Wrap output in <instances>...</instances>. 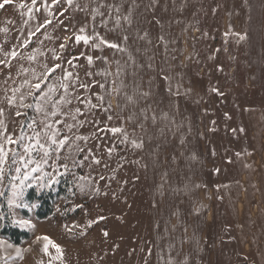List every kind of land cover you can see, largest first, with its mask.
Returning <instances> with one entry per match:
<instances>
[{
	"label": "rangeland",
	"instance_id": "374dc122",
	"mask_svg": "<svg viewBox=\"0 0 264 264\" xmlns=\"http://www.w3.org/2000/svg\"><path fill=\"white\" fill-rule=\"evenodd\" d=\"M168 4L178 21L161 24ZM0 60L5 135H24L5 144L0 216L6 204L14 223L31 222L21 245L0 223L7 264H264V247L261 257L250 247L254 231L264 236V0H10L0 8ZM55 64L26 96L32 106L19 108L24 81ZM46 85L55 88L47 98ZM33 121L69 137L37 172L25 167L43 157L25 154ZM62 176L72 187L38 218L29 189ZM45 235L60 252L44 251Z\"/></svg>",
	"mask_w": 264,
	"mask_h": 264
},
{
	"label": "snow or ice",
	"instance_id": "6c2138e0",
	"mask_svg": "<svg viewBox=\"0 0 264 264\" xmlns=\"http://www.w3.org/2000/svg\"><path fill=\"white\" fill-rule=\"evenodd\" d=\"M9 2H10V0H4V3L0 4V8H3ZM68 2L71 3V0H68ZM33 3H35V0H33ZM37 30H39V29H37ZM5 31H6V29H5ZM80 31L83 32L84 29H81ZM243 38L244 37H241V39H243ZM75 40L77 43H79L80 41H83L85 44H87L89 41V37L87 35H76ZM110 46L111 47H118L115 44H112ZM65 47H66L65 44L60 45L61 49H64ZM16 55H17V53L15 51H13L11 53L12 57H15ZM30 59H32V57H30ZM56 59H60V57H56ZM73 59H76V58L73 57ZM87 59H88L89 63L92 62L91 56H89ZM69 63H70V61H69ZM0 65L8 66V62L6 60H0ZM60 67H61L60 64H55L53 67H48L47 65H45V71L43 73H41L39 76H37L35 74V72H33V77L38 82L34 83V84H30L28 80L24 81V84H27L29 86V91L27 93H23L19 96L18 107L19 108L31 107L32 105L24 103L26 96H33L35 94V91L42 90L41 86L43 84H45V81H47L50 78V76L55 73L56 69H58ZM25 71H27V69H25ZM67 75L71 76L72 74L67 73ZM46 86L48 88V93L44 94L45 98H47V96L55 90L53 85H46ZM63 87L66 91L67 85H63ZM19 91H20L19 88H15L12 90L13 95L11 98H9L7 100V103L9 105H13L16 103V99H17L16 93H18ZM42 110H43L42 105L38 104L37 105V111H42ZM76 111L79 112V109H77ZM4 113H5V109L3 107H0V117H3ZM23 115H24V113L19 111V110H17L15 112L16 117H22ZM51 115L55 116L56 112L53 111L51 113ZM41 123L43 124V131H37L36 130V127H35L36 121H33L31 124L28 125L30 128L33 129V132L31 135H29L27 137L29 143L24 145L25 154L31 153L32 151H38V150L43 151V157L41 158V160H32L31 158H29L28 161L26 162L25 167H27L29 164H35V167L31 168V172L40 171L41 167H42V163H47V160L45 158L49 155V152H51V151L58 152L60 150V148L64 147L65 144L69 140L68 136H64L63 138L58 139L57 138L58 137V130L53 129L52 124L46 123L44 121H42ZM56 123H59V121H56ZM111 131L113 133H116V132H120L122 130L119 128H112ZM6 132H7V126L4 122V120L0 119V136H3V140H4L3 143H0V164H3L8 158V153L5 151V144H9V145L16 144V143H18L24 139L23 133L20 136L13 139L12 135H5ZM76 139L77 140H80V139L87 140V137L77 136ZM132 143L136 147L141 146V145L137 144L135 141H132ZM109 151H111V150H109ZM21 159H23V156L21 157ZM13 162H15V161H13ZM95 162L99 163L100 161L96 160ZM61 166L63 168H65V170H67V168H68L67 164H64ZM16 171L20 172V169L17 168ZM2 175H3V169L0 168V176H2ZM28 175H30V173L26 172L24 174L25 180L27 179ZM45 175H47V173H45ZM51 179H54V177H52ZM21 183H23V181H21ZM20 196H22V189L20 192H14V197H20ZM15 202H16L15 199H10V201H9L10 204L15 203ZM17 207L24 208V207H27V205L24 204L22 200H20V202L17 204ZM101 219H103V218L101 217ZM15 223L19 224V226H21V227H31V222L28 220H19V221H15ZM105 235H107V233H105ZM37 240H43L46 242L44 244V251L45 252L48 251L49 245L54 247L57 250V252H60V250H61L60 245L56 244L54 241H52L46 235L42 236V237H37ZM3 243H4L3 241H0V244H3ZM9 247H11V245H9ZM19 253H20V250L17 249V255H19ZM9 259H12V257L8 256L7 259H5V257L0 256V260H5V264H7V260H9Z\"/></svg>",
	"mask_w": 264,
	"mask_h": 264
},
{
	"label": "trees",
	"instance_id": "16d2710c",
	"mask_svg": "<svg viewBox=\"0 0 264 264\" xmlns=\"http://www.w3.org/2000/svg\"><path fill=\"white\" fill-rule=\"evenodd\" d=\"M72 187V182L68 178L63 176L53 184L48 190L38 191L32 187L27 193V198L30 201H36V214L40 219H45L53 214L54 204L56 200L68 194L69 188ZM5 217L4 221L0 216L1 234L8 238L13 244L21 245L23 241L28 240L31 237V233L17 225L12 221L10 213L7 211L6 204H4Z\"/></svg>",
	"mask_w": 264,
	"mask_h": 264
},
{
	"label": "crops",
	"instance_id": "0c3cea01",
	"mask_svg": "<svg viewBox=\"0 0 264 264\" xmlns=\"http://www.w3.org/2000/svg\"><path fill=\"white\" fill-rule=\"evenodd\" d=\"M263 4V3H262ZM173 6L175 7L174 9H173ZM176 7H178V6H176V5H174V4H168L167 5V7H166V9L165 10H169L170 11V13L169 14H167V15H164L165 13H164V11H163V9H162V11L158 14V15H161L162 17L160 18V23L162 24V23H166V22H169V21H173L176 17H174L173 16V12H174V10H176ZM163 15L166 17L165 19H163ZM178 20H174V22H177ZM261 191L264 193V188H263V186H262V188H261ZM258 227V226H257ZM259 233H260V230H256V231H254V235H255V238H253V237H250V247L252 246V248L254 249L253 250V252L255 253V254H257L256 256H258V257H261V254H260V248H262V247H264V236H262V237H260V235H259ZM263 234H264V229H263V232H262ZM262 234V235H263ZM257 238L259 239V241H260V243H259V245L258 246H256V241H257ZM248 246V245H247ZM258 248H259V250H258ZM257 257V258H258ZM261 264V263H260Z\"/></svg>",
	"mask_w": 264,
	"mask_h": 264
}]
</instances>
